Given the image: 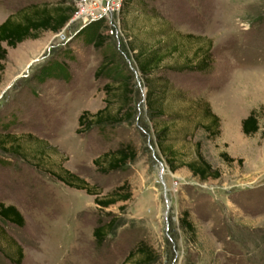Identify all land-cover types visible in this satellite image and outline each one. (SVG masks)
<instances>
[{
  "label": "rangeland",
  "instance_id": "obj_1",
  "mask_svg": "<svg viewBox=\"0 0 264 264\" xmlns=\"http://www.w3.org/2000/svg\"><path fill=\"white\" fill-rule=\"evenodd\" d=\"M122 1L110 0L107 16L93 11L102 14L95 22L72 17L57 33L3 45L0 139L8 150L0 149V202L16 207L24 226L0 221V264H121L139 242L157 253L151 264H264V0H145L124 12ZM61 3L76 6L0 0V23L31 5ZM131 45L166 54L152 75L163 85L166 117L153 119L147 110ZM205 50L206 70L185 67H195ZM127 75L132 116L78 133V117L103 109L105 100L116 112V89ZM204 102L219 118L216 136L204 128ZM251 110L259 130L245 136L241 121ZM162 127L172 166L157 144ZM128 143L135 159L103 173L102 155ZM198 153L218 178L202 181L188 170ZM64 172L92 195L59 181ZM123 184L130 200L106 209L94 201ZM184 212L193 234L180 227ZM101 225L98 243L93 232Z\"/></svg>",
  "mask_w": 264,
  "mask_h": 264
},
{
  "label": "trees",
  "instance_id": "obj_2",
  "mask_svg": "<svg viewBox=\"0 0 264 264\" xmlns=\"http://www.w3.org/2000/svg\"><path fill=\"white\" fill-rule=\"evenodd\" d=\"M142 7L144 6L145 0H123L121 9L128 10L134 3ZM76 12L74 5H67L61 3L54 7L37 6L31 5L18 10L15 14L9 15L2 23H0V74L4 69V62L7 57V48L14 49L18 44L23 43L27 40H36L43 32L57 33L63 29L66 24L70 21ZM98 42L95 43L96 47L103 45L105 38L102 35L96 36ZM129 50L134 52V61L138 67L139 72L142 74L146 86V98L145 104L150 116L153 119H159L166 117L163 114L162 98L164 89L160 90L163 86L161 82H158L153 78V72L159 70L161 64L165 60V53H162L157 47L146 48L136 47L134 45L129 46ZM203 56L200 60L192 67V64L185 66L187 69H202L203 71L209 67V60L211 58L209 50L203 52ZM106 65H103L97 74L101 73L106 69ZM186 70V69H182ZM131 76L127 75L121 80V83L117 87L119 94L117 95L120 105L115 113L108 112V101L105 100V106L103 109L96 113L89 115L84 112L78 117V128L77 132L80 133V128L90 129L93 126H99L106 123H120L124 120L129 119L132 116V100H133V85L131 83ZM161 85H160V84ZM160 86V87H159ZM106 90L109 88L106 86ZM108 92V91H105ZM204 106V114L209 119V123L205 125V130L209 133H213L214 136L218 134L219 129V118L211 111V108L207 102L202 103ZM169 121L177 120V118L170 116ZM213 129H215L213 131ZM259 130V122L257 112L251 110L246 118L241 121V132L245 136H251L257 133ZM166 127L160 128L156 132V140L160 149L165 153V157L169 160V164L172 166L171 161L172 152L169 147L165 144L167 139ZM12 140V139H11ZM5 140L0 139V149L7 151ZM15 144V143H14ZM14 153L19 154L20 145L16 143L12 145ZM8 147V146H7ZM226 161H230L227 155L222 154ZM136 157V151L131 144H122L115 150H111L102 155L103 165H100V169L103 173H109L117 171L124 167L128 162L133 161ZM100 160H96L95 163L99 165ZM188 170L199 180L205 181L208 178L216 179L219 177L218 173L212 170L210 164L205 158L198 153L196 160L185 165ZM64 176H56L59 181L66 184L69 187H73L79 190H84L88 194H91L90 189L84 184V181L77 178L75 175L64 172ZM92 195V194H91ZM131 192L127 184H123L114 189L108 197L104 199H95L94 201L102 208L106 209L116 205L118 202H126L130 200ZM0 221L14 225L16 227L24 226V219L18 209L12 205H4L0 202ZM180 227L193 234L194 228L192 223L188 219V215L184 212L179 221ZM109 228L112 227V223L108 224ZM1 231V230H0ZM93 235L98 243H102L105 237L104 226H98L95 228ZM19 254L21 253L20 248L18 249ZM158 255L155 250L145 242H139L134 249L130 250L121 264H151L157 259Z\"/></svg>",
  "mask_w": 264,
  "mask_h": 264
},
{
  "label": "built area",
  "instance_id": "obj_3",
  "mask_svg": "<svg viewBox=\"0 0 264 264\" xmlns=\"http://www.w3.org/2000/svg\"><path fill=\"white\" fill-rule=\"evenodd\" d=\"M104 2L106 3V5L104 6V8L102 7L103 9H101L103 15L107 16L108 13H111L114 9L112 4H110V0H105ZM102 3L103 0H76V12L73 15V18H75V20L85 18V20H89L91 21V23L92 21L95 22V20H97L98 18L100 19L102 14L100 13L98 17H95L93 11L99 10ZM88 4H90V7H86Z\"/></svg>",
  "mask_w": 264,
  "mask_h": 264
},
{
  "label": "crops",
  "instance_id": "obj_4",
  "mask_svg": "<svg viewBox=\"0 0 264 264\" xmlns=\"http://www.w3.org/2000/svg\"><path fill=\"white\" fill-rule=\"evenodd\" d=\"M2 23V22H1Z\"/></svg>",
  "mask_w": 264,
  "mask_h": 264
}]
</instances>
